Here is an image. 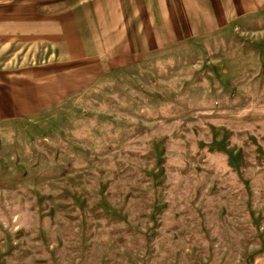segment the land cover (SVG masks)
Segmentation results:
<instances>
[{"label":"rangeland","instance_id":"obj_1","mask_svg":"<svg viewBox=\"0 0 264 264\" xmlns=\"http://www.w3.org/2000/svg\"><path fill=\"white\" fill-rule=\"evenodd\" d=\"M226 15L124 67L33 71L65 84L0 118V264H264V5ZM11 43L2 75L64 56Z\"/></svg>","mask_w":264,"mask_h":264},{"label":"crops","instance_id":"obj_2","mask_svg":"<svg viewBox=\"0 0 264 264\" xmlns=\"http://www.w3.org/2000/svg\"><path fill=\"white\" fill-rule=\"evenodd\" d=\"M0 1L1 7L5 5L7 10L11 0ZM233 1L16 0L15 11H7L5 20L0 17V43L12 42L16 48L30 47L25 48V52L34 56L39 53L40 60L51 53L64 56L48 66L26 68L30 71L26 75H2L0 69V118L29 115L41 105L38 86L65 84L58 83L57 77L61 74H53L56 71L40 80L33 71L47 73L59 63L72 67V61L80 62L81 67V63L91 58L100 60L104 70L109 68L107 62L112 68L124 67L134 56L139 62L142 45L176 44L184 36L182 29L198 34L224 24L228 20L226 14L254 11L264 5L263 0H249L247 6L234 4L233 8ZM217 11L218 18L215 17ZM172 37L177 39L173 41ZM125 45H133V48L126 50Z\"/></svg>","mask_w":264,"mask_h":264}]
</instances>
